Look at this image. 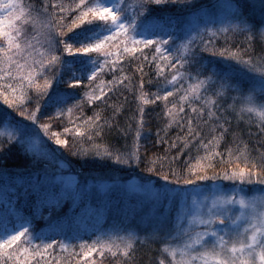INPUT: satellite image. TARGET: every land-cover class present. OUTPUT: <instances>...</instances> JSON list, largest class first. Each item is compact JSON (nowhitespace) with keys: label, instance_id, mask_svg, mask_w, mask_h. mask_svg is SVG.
<instances>
[{"label":"snow or ice","instance_id":"1","mask_svg":"<svg viewBox=\"0 0 264 264\" xmlns=\"http://www.w3.org/2000/svg\"><path fill=\"white\" fill-rule=\"evenodd\" d=\"M0 101V264H264V0H0ZM62 149L139 169L91 242L34 228L66 200L113 218Z\"/></svg>","mask_w":264,"mask_h":264},{"label":"trees","instance_id":"2","mask_svg":"<svg viewBox=\"0 0 264 264\" xmlns=\"http://www.w3.org/2000/svg\"><path fill=\"white\" fill-rule=\"evenodd\" d=\"M244 42V38L242 36L236 37L233 40H230L229 43L235 45H240ZM218 46H223L224 41L223 39L219 40ZM257 51H259V43L256 45ZM67 56V54H65ZM80 55V54H76ZM205 56H208V53H204ZM71 59V57H68ZM215 60H220L222 58L219 57H213ZM76 69H79V64H74L73 66ZM148 71V69H145ZM154 73H149V77H146V79L150 78L153 76ZM105 80H110L111 75H105L104 77ZM146 90L147 91H154V88H149L146 85ZM127 96L128 97V104L131 107H134L133 103V98L132 94L124 91L123 95L120 93H117L112 97V102H123V97ZM2 101H0V105H2ZM6 107V106H5ZM149 117L150 118V123L148 127L151 128V135L147 137V140L141 141V143L144 145V148L148 150V153L151 154L152 152L156 151H163V146H159L155 144V139H156V126H157V121L155 120V114L160 112V108L155 106V105H148L147 106ZM85 113L87 115H92V107L91 106H86L85 107ZM110 114V110L105 112V115ZM130 113H125V115H128ZM124 117H121V121L123 122ZM175 132V129H173V133ZM69 141L71 143V137H69ZM128 145H131V137H129L127 141ZM125 144L124 139H119L116 146L118 147H123ZM144 148H142V152L144 151ZM63 153V158L66 160V167L68 168V171L74 170V172H79V173H89L91 175L95 174V176L99 177L100 180L103 182H114L115 179H121L122 181L126 182L130 179L133 178L134 172L138 173L139 169H127L122 166H116L115 168H109V167H101L100 162H95L92 157H88L87 159H82L76 156H72L69 154L68 150H61ZM17 152L19 150L17 149ZM27 162L26 158L22 155H17L15 159L16 164H25ZM11 163V162H10ZM107 164H111V162H104ZM69 164H70V169H69ZM111 199L114 210L112 213L113 218H109V214L107 212H104L103 216L99 217L94 223V226H89L91 224H87L86 222V217L84 215V205H81L80 208H71L72 201L71 200H66L62 207L52 215V217L49 219L46 218V214L49 213L48 208L43 209L41 215L34 220V228L36 231H46L49 232L50 235L54 236L55 239L61 240L64 239V235H57L56 232L63 230V232L68 236L72 237L73 235L76 234H82L84 233L85 240H89L91 242V239L94 238V233L92 235H89V233H92L93 228L95 227H100L103 226L105 228L110 227L114 222H119L115 220V208L118 207L120 209H130L132 207H126V203H135V200H132L131 198L126 199L124 198V205H123V198L118 194L117 196L109 195L106 197V199ZM98 202L101 200H104L102 196L97 197ZM122 201V205L121 202ZM95 206V205H94ZM70 209L72 211H70ZM131 218V215L129 214L128 217L121 216L119 220H122L125 224L129 223ZM74 221L75 223H71ZM90 228V231H89ZM55 230V231H53ZM141 235H143V232H141ZM72 243H77V240H72ZM156 247H159L157 244ZM78 250V249H77ZM59 250L57 249V252ZM103 264H113V261L111 260L110 257H107L104 259Z\"/></svg>","mask_w":264,"mask_h":264},{"label":"rangeland","instance_id":"3","mask_svg":"<svg viewBox=\"0 0 264 264\" xmlns=\"http://www.w3.org/2000/svg\"><path fill=\"white\" fill-rule=\"evenodd\" d=\"M78 70V69H77ZM77 173L79 172H74V170H70L68 171V168L65 166L63 172L61 173L63 176L67 177V176H70V175H76ZM87 178L88 180L90 181H93L97 184V193H98V197L99 196H102L104 198V200H106V197L109 196V195H113V196H117L118 194H120V196L123 198V205H124V198L126 199H132V200H135L134 202L135 203H126V207H135L138 203V201L142 198L140 196V194H137V193H133L130 191V187L131 185L133 184V178L124 182L122 181L121 179H115L114 182H103L102 180L99 179V177L95 176V174H92L91 175L89 173H82V175L79 177V179H81V181L84 179V178ZM104 183H107V184H113V188L109 191L108 195L105 196L102 192V190L100 189L99 185L101 184H104ZM121 202V205H122V201ZM71 208L74 209L75 208V205L72 203L71 204ZM86 217V216H85ZM46 218L48 219L49 218V213L46 214ZM97 220V217L93 216L91 218L89 217H86V222L87 224H91L89 226H94V223L95 221ZM71 223H75L74 221H72ZM89 231H90V228H89ZM80 236L83 238V239H86L85 236H84V233L80 234Z\"/></svg>","mask_w":264,"mask_h":264}]
</instances>
